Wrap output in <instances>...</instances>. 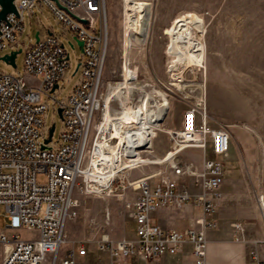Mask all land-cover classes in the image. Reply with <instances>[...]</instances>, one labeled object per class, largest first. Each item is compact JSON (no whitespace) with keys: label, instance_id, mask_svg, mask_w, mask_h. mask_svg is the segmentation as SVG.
I'll return each instance as SVG.
<instances>
[{"label":"built area","instance_id":"obj_1","mask_svg":"<svg viewBox=\"0 0 264 264\" xmlns=\"http://www.w3.org/2000/svg\"><path fill=\"white\" fill-rule=\"evenodd\" d=\"M36 1L15 0L17 13L10 12L0 20V52L14 47L17 34L25 30V13L32 16L37 10ZM38 1L46 4L68 32L83 43L79 62L82 79L68 99L54 97L70 67L65 43L54 31L39 36L30 45L23 74L0 70V204L5 206L9 221L0 228V242H13L2 264H46L50 255L58 253L64 242V225L76 221L80 214L82 203L75 190L80 177H84L81 175L91 137L94 135L91 160L101 140L106 136L114 139V127L104 125L107 100L117 93L112 82L106 83L103 77L107 53L105 0ZM30 77L38 82L28 83ZM46 98L58 105L64 123L56 141L53 133L47 144L49 134L43 118L49 106ZM169 133L172 147L163 158L168 173L155 172L130 183L132 190L138 191L131 212L135 239L115 241L104 236L99 244L111 252L112 264H122L121 258L131 255L146 260L176 255L185 244L192 245L194 264H207L206 230L216 224L206 218L214 213L221 196L225 182L223 158L232 144V135L226 128L211 124L207 106L200 102L186 108L180 127ZM190 148L202 150L204 159L196 162L182 158ZM39 175H45L44 182L38 181ZM258 203L264 223L263 194L258 196ZM190 205L202 211V229L189 226L168 230L151 218L158 207ZM15 219L19 221L17 227ZM233 226L235 240H242L251 227L246 222ZM25 229L38 236L22 238ZM87 252L85 245L70 249L65 256L55 258L54 264H85L80 258ZM250 263L264 264V258L252 250Z\"/></svg>","mask_w":264,"mask_h":264},{"label":"rangeland","instance_id":"obj_2","mask_svg":"<svg viewBox=\"0 0 264 264\" xmlns=\"http://www.w3.org/2000/svg\"><path fill=\"white\" fill-rule=\"evenodd\" d=\"M147 1L152 3L154 11L151 29L144 35L135 30L132 43L128 45L125 40L127 0H105L107 53L103 77L106 83L110 81L115 86L123 81L126 67L138 72L129 94L117 92L110 99L117 116L129 106L136 110L148 95L160 99V93H166L169 98L170 110L161 129L154 130L151 146L143 147L139 154L136 150L135 154L122 156L124 182L121 176L115 175L111 180L113 187L103 188L97 178L80 177L75 190L82 203L80 214L76 221H68L64 227V233L67 231L77 247H99L104 236L116 241L134 230L131 212L138 191L132 190L130 183L155 172L168 173L163 158L172 147L169 131L178 129L184 110L199 102L207 106L211 124L226 128L235 143L238 158L235 187L240 193L239 199H235L234 205L229 204L228 209L252 226L259 220L263 222L258 196L264 195V0ZM36 4L35 14L25 13V30L17 34L14 47L0 52V57L18 52L15 65L0 58V70L12 75L23 74L24 57L36 34L44 37L49 30L54 31L65 43L70 62L54 97L66 100L82 79L79 62L83 50L46 4L38 0ZM180 29H189L195 40L179 41L176 35ZM196 44L204 50L202 63H195L193 58H178L180 53L190 54ZM126 51L130 52L128 60ZM171 67L175 69L171 71ZM27 81L38 82L31 77ZM46 102L49 106L43 116L45 132L49 134L55 125V142L64 123L53 99L46 98ZM112 131L115 139V127ZM92 139L94 135L85 167L91 160ZM184 153L182 158L198 162L197 156ZM228 162H224L225 170ZM132 164L137 166L128 169ZM38 181L44 182L45 175H39ZM107 207L110 217L105 213ZM8 223L6 208L0 204V225ZM14 226H19L18 219L14 220ZM37 236L35 231H21L25 239ZM62 245L68 247L71 243L65 240Z\"/></svg>","mask_w":264,"mask_h":264},{"label":"crops","instance_id":"obj_3","mask_svg":"<svg viewBox=\"0 0 264 264\" xmlns=\"http://www.w3.org/2000/svg\"><path fill=\"white\" fill-rule=\"evenodd\" d=\"M50 31V30H49ZM49 33V32H48ZM39 34V33H38ZM186 156H197V161L204 159L205 153L202 150H185ZM189 159V158H188ZM235 143L232 144L223 161L228 162L225 170V182L221 187V196L217 200V206L207 220L216 224L215 228H208L206 236L208 240L207 264H251V251H255L259 257L264 258V223L257 221L243 235L242 240H235L234 222H244L239 214L231 213L228 209L229 204H235V199H239V189L235 187V163L237 161ZM149 175V174H148ZM234 207V206H233ZM109 209L108 207L106 210ZM110 212V209H109ZM261 212V211H260ZM106 213V212H105ZM254 214V213H253ZM252 214V216H254ZM262 216V214H261ZM202 211L196 206H186L184 208L158 207L151 213V218L161 227L168 230H184L189 226L202 229L203 224L200 219ZM263 219V218H262ZM68 222H66V227ZM135 225V224H134ZM5 226H1L3 228ZM64 241L71 243L70 246L61 245L56 255H50L46 264H54L55 258L63 257L70 249H79L76 241H71L67 231L63 233ZM126 240L135 239V228L126 234ZM13 246L12 241L0 242V264H2L5 253ZM88 248L87 255L80 260L85 264H112L111 252L94 245H85ZM122 264H194L192 245L185 244L183 250L176 255H163L154 260H146L138 255H131L121 258Z\"/></svg>","mask_w":264,"mask_h":264},{"label":"bare ground","instance_id":"obj_4","mask_svg":"<svg viewBox=\"0 0 264 264\" xmlns=\"http://www.w3.org/2000/svg\"><path fill=\"white\" fill-rule=\"evenodd\" d=\"M153 14L154 11L150 1L127 0L125 40L128 45L132 43L135 30L138 29L143 35L148 34L151 29ZM176 37L183 43L195 40L189 29H180ZM129 56L130 52L126 51L125 57L127 60ZM179 57L193 58L197 64L202 63L205 58L204 50L198 44L194 45L190 54L183 52L178 55ZM174 69L171 67L170 70L173 71ZM137 74L138 72L135 69L126 67L124 74H122L123 81L117 82L114 89L119 93L129 94L132 89L131 84L137 78ZM180 88L183 89L182 84H180ZM160 96V99H156L148 95L136 110H131L132 106H129L119 116L113 112L112 100L111 102L110 99L107 100V109L104 111V125L109 129L112 126L115 127L117 136L113 140L106 136L104 140L98 143L92 160H90L88 167L83 169L81 176L88 180L99 177L98 184L103 188L113 187L111 180L115 175L121 176L124 182L125 179L122 175V170L125 168L124 157L133 154L136 150L139 154L143 147L151 146L154 130L161 129V124L170 110V101L166 93H160ZM136 166V164H132L128 169ZM106 216L110 217L109 209L106 210Z\"/></svg>","mask_w":264,"mask_h":264},{"label":"water","instance_id":"obj_5","mask_svg":"<svg viewBox=\"0 0 264 264\" xmlns=\"http://www.w3.org/2000/svg\"><path fill=\"white\" fill-rule=\"evenodd\" d=\"M14 1L15 0H0V4L2 6V9L0 11V20L5 19L6 15L8 13H10V12L17 13V9H16ZM82 21L85 22V20H82ZM36 38H39V34L38 33L36 34ZM78 44L82 48L83 43L81 41H78ZM17 53L18 52L13 51V52H11L9 54L3 55L0 58L5 60V61H7V62H9V63H11V64H13V65H15V59H16ZM56 87H57V85H56ZM59 113H61V110H59ZM54 131H55V125H53L50 128L49 137L45 140L46 144L50 142Z\"/></svg>","mask_w":264,"mask_h":264}]
</instances>
